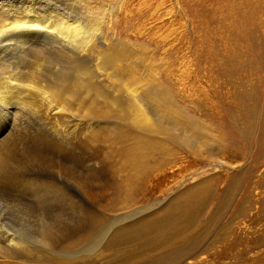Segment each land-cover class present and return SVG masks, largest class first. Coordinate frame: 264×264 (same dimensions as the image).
<instances>
[{
	"label": "rangeland",
	"instance_id": "obj_1",
	"mask_svg": "<svg viewBox=\"0 0 264 264\" xmlns=\"http://www.w3.org/2000/svg\"><path fill=\"white\" fill-rule=\"evenodd\" d=\"M47 2L51 3L50 8L46 7L50 11L44 8L45 13L53 10L51 13L54 16L57 12H66L71 21L76 20L87 32V27H90L88 33L92 30L91 38L93 36L94 40L91 41L101 47L110 44L108 47L111 46L115 54L122 55L121 66L113 69L127 71L135 79L143 81V89L139 93H143L148 100L149 110H154L158 105L162 113L176 114L177 120L185 124L184 132L194 134L197 140L200 138L199 146L187 147L196 149V152L188 151L177 143L174 135L181 132L180 128L172 130L173 140L163 139L168 156L154 157L157 162H162V166L141 182L142 187L136 193L138 200L131 208L143 209L141 211L146 213L156 212L188 188L204 180L211 181L213 195L203 217L207 221L218 210L217 202L229 190L233 191L231 203L225 207L218 225L209 230L207 240L192 253L191 258L180 263L230 264L228 250L232 235L237 236L239 241L248 229L246 215H238L236 209L241 208L243 198L249 193L255 196V200L264 203V0ZM86 59V65L89 63L87 66L94 70L95 59L91 56ZM100 85L105 91H116L112 90L111 82H100ZM138 87H141L140 84ZM114 93L121 99L127 98L123 90L118 89ZM31 119L33 122L24 124L26 130L16 132L19 141L15 150L18 148L16 153L19 155L32 153L33 158L24 159L18 170L12 169L14 182L18 181V184L13 179L0 184L3 185L0 186L3 194L9 192L6 195L0 192V231L3 233L0 242L8 236L9 239L19 240L21 246H4L5 254H0V263L118 264L115 259L108 260L96 251L108 239H105L108 233L104 236L103 229L109 225L106 229L111 232L110 226L120 216V212L103 208L111 200L116 201L112 195L114 190L98 196L87 193L88 188L96 193L95 190L102 189L106 182H117L116 158L113 154L118 146L111 148L108 143L88 142L85 132L88 124L102 125L101 122L112 119L93 122L83 117L86 123H82L83 131L78 128L77 132L64 134L65 138L59 134L60 139L55 133L50 134L49 127L41 120L35 117ZM4 125L0 121V129ZM47 137L48 141L44 139ZM160 138L163 137L157 139ZM27 140L33 144L29 146ZM20 141L22 146L18 145ZM83 141L87 144H82ZM59 159L63 160L62 163ZM25 174L31 178L28 179L30 182ZM33 180L36 181L33 183ZM7 186L10 190L14 187L12 193L6 190ZM13 193L18 196L14 197ZM11 194L19 200L15 201ZM5 196L8 200H5ZM8 197L12 198V202ZM119 197V201L124 200L122 195ZM142 197L145 198L140 200ZM1 203L6 206L3 207ZM261 207L264 209V206ZM233 216H237V221L231 224ZM229 223L233 233L230 230L226 240L213 242L217 227ZM43 232L49 233L55 242L53 246L45 243ZM7 233L12 236L9 237ZM68 242L72 244L68 245ZM28 249L33 253L27 255ZM259 251L255 253L259 254ZM256 257L264 264V255ZM29 260L42 262H26Z\"/></svg>",
	"mask_w": 264,
	"mask_h": 264
},
{
	"label": "bare ground",
	"instance_id": "obj_2",
	"mask_svg": "<svg viewBox=\"0 0 264 264\" xmlns=\"http://www.w3.org/2000/svg\"><path fill=\"white\" fill-rule=\"evenodd\" d=\"M50 4L47 0H0V121L5 123L0 129V184L10 182L15 178L12 169H16L24 159L34 155L32 153L19 155L16 153L18 148L15 150V145L19 141V135L15 134L25 128L24 124L31 121V117L41 120L49 127V133H55L58 138L59 134H71L77 132L78 128L84 127L82 126L83 117L93 122L111 118L112 120L101 122L102 125L98 123L93 125L92 122L93 124L90 126L88 124L85 131L88 134V136L86 135L88 142L93 144L108 143L111 148L114 145L118 146L113 154L116 158L117 182L115 184L106 182L104 187H101L102 189L95 190L96 193L92 188V192L89 188L87 189V193L92 196H98L100 193L106 195L109 190H114L112 195L117 203L115 200H111V203H106L103 208L111 212H120L118 219L116 218L117 220L110 226L111 232L106 229L109 225L103 229L104 236L108 233L105 238L108 239L103 242L104 245L99 250H96L98 255L104 256L108 260L115 259L118 264H180L184 262L191 258L192 253L207 240L209 230L218 225L223 217L225 207L231 203L233 198L231 193L234 192L229 190L227 195L217 202L218 210L212 213L207 221H204L203 217L211 204L213 185L211 181L205 180L181 192L172 198L164 208L156 212L146 213L141 211L143 209H132L138 200L136 193L142 187L141 182L162 166V162H159L160 160L157 162L154 157L156 155H160L162 158L168 156V149L163 139L173 140L175 138L178 144L184 146V149L196 152V149L189 148L199 146L200 138L197 140L194 134L185 133V124L177 120L176 114H164L158 105H155L154 110H149L148 100L143 93H139V90L143 89V81L135 79L127 71L119 72L113 69V67L121 66L122 55L115 54L111 46L108 47L110 44L101 47L93 42L92 30L88 33L90 27L86 26L87 29L89 28L87 32L85 27L75 22L76 20L71 21L66 12H57L54 16L51 13L53 10L45 13L43 9L50 8ZM47 8L46 10H49ZM71 9L73 10V8ZM77 17L79 18V16ZM88 55L96 61L94 70L87 66L89 63L86 65L85 59L90 57ZM126 78L131 81H125ZM104 81L111 82L112 90L125 91L127 98L121 99L114 93L116 91L102 89L100 82ZM139 84L141 87H138ZM175 128H180L181 132L174 135L173 138L171 132ZM80 130L83 131L84 128ZM73 137L76 139V136ZM159 137L163 138L158 140ZM44 139L48 141V137ZM50 140L53 142V139ZM20 143L21 141L18 145ZM31 143H28L29 146ZM85 143L87 144V142L82 144ZM25 145L27 144L25 143ZM32 150L34 149H30V151ZM44 153L43 151L42 155ZM46 157L48 156L46 155ZM25 177L27 178V175ZM36 180H33V183ZM14 181L15 179H13ZM23 182L25 181L23 180ZM25 184H21V186ZM258 186L260 187V184ZM4 187L6 186L4 185ZM12 189H8L7 186L6 190L12 193L14 190ZM7 192L5 194L1 192V195L9 194ZM13 195L15 197L17 194L13 193ZM120 195L123 196V201H119ZM14 197L12 198L15 199ZM144 198L142 197L140 200ZM255 199L253 194H246L241 208L236 209L238 215L241 214L242 217L246 215L248 229L246 228V234L239 241L237 236L232 235L233 239L230 241L228 250L230 264H261L256 255H264V209L261 207L264 206V203ZM18 203L20 206V202ZM256 205L258 206L256 207ZM0 208L2 207L0 206ZM14 208L17 207L14 205ZM236 217L233 216L231 224L237 221ZM126 218L127 221H125ZM231 224L217 227L218 231L213 242L224 240L228 237L230 230L233 233ZM3 229L2 227L4 232ZM1 234L3 235L0 231ZM11 236L9 234V237ZM44 240L49 246H53L55 243L49 233H44ZM71 244L68 242V245ZM4 246L16 248L21 246V243L19 240L12 237L9 239L7 236L0 242V254L2 255L5 254ZM28 250L30 251L27 255L32 251ZM256 250H260L259 254L255 253ZM26 262L41 263L42 261L29 260ZM0 264H10V262Z\"/></svg>",
	"mask_w": 264,
	"mask_h": 264
}]
</instances>
